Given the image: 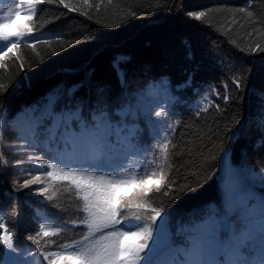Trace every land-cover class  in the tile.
<instances>
[{"label":"trees","instance_id":"obj_1","mask_svg":"<svg viewBox=\"0 0 264 264\" xmlns=\"http://www.w3.org/2000/svg\"><path fill=\"white\" fill-rule=\"evenodd\" d=\"M6 1L0 0V24L8 17L13 20L11 28L0 31H26L27 25L38 39L21 43L0 59L5 65L0 67V83L7 86L0 94V135L27 119L36 123L48 112V99L59 104L53 112L57 122L50 128L55 133L64 116L78 129L80 120L87 121L88 108L97 113L90 103L116 92L120 84H138L141 79L144 86L145 80L163 85L166 92L174 88L175 93H167L173 105L159 135L171 125L172 180L192 184L195 191L176 200L153 191L148 203L165 210L204 208L213 225L225 229V206L235 193L243 215L257 202L264 218V182L259 178L264 172V121L255 120L264 104V51L247 50L264 48V0H89L87 5L66 0L77 9L74 12L59 0L51 4L43 0L35 14L27 0H13V13L7 15ZM201 11L205 16L200 21L188 15ZM30 14L33 18L28 20ZM29 43L35 44V51ZM234 76L243 78L242 89L235 88ZM225 95L230 99L225 101ZM132 144L135 147L124 146L119 155L123 163L111 170L113 176L128 178L145 169L149 156L141 159L140 143L133 139ZM48 145L54 146L51 154L52 149L37 148L45 159L53 162V156H62L55 144ZM60 191L57 207L42 206L5 178L0 162V222L14 234L18 248L33 252V264L41 258L27 237L39 231L40 222L62 228L56 236L38 237L42 250L79 241L86 231L72 226L71 221L80 217L68 205L69 194ZM247 216L255 217V211ZM24 259L0 245V264H22Z\"/></svg>","mask_w":264,"mask_h":264},{"label":"snow or ice","instance_id":"obj_2","mask_svg":"<svg viewBox=\"0 0 264 264\" xmlns=\"http://www.w3.org/2000/svg\"><path fill=\"white\" fill-rule=\"evenodd\" d=\"M42 2L43 0H27L33 14L36 12V6ZM47 2L51 4L53 0H47ZM83 3L87 5L89 0H83ZM59 4L69 11H77L66 0H59ZM12 11V7H9L8 13H12ZM239 11L245 12L246 9L241 8ZM15 14L20 15L19 12ZM130 14L132 16L137 15L135 11ZM248 14L252 15L251 12ZM188 15L200 21L205 16V12L189 13ZM32 18V14L27 17L28 20ZM7 26L6 23L0 24V29L7 28ZM24 28L26 31L20 30L11 33L0 31V43L3 44L0 47V59L7 56L13 49L20 47L21 43L38 39L32 35L33 29L31 27L25 25ZM28 46L35 51L34 43H29ZM247 50L249 52L264 51V48L257 45ZM17 59L20 57L18 56ZM32 66L29 65V67ZM0 67H5V65L0 64ZM114 67L118 68L119 65L115 64ZM21 71H24L23 62L21 63ZM232 83L237 90L244 87L241 76H234ZM225 89L227 91V86ZM6 91L7 86L0 83V94ZM215 94L219 95V92ZM223 98L225 101L230 99L227 95ZM166 99L171 100L170 97H166ZM157 107L159 108L158 111H148L145 115L149 118L153 115L156 118L168 115L165 107L159 103H157ZM203 110L206 111L207 109L204 108ZM46 119L51 120L52 117H41L36 123L32 121L22 122L18 128L12 129L16 132V139L19 141V147L22 150L29 147L36 149L40 146V129ZM78 123V129L74 128L71 122L64 121H61L57 126L55 133L51 132V125L48 129H44L48 132V137L43 142L46 150H51L47 147L49 143L55 144L57 146L56 151L64 153L63 157L53 156V162H49L48 159L33 152L28 155L27 161L18 160L15 162L17 165L38 163L40 166L39 174L30 175V178L24 179L22 184H18L19 188H29L35 184L48 185V178H51V181H71L81 202L77 209V215L82 213V218L71 221L73 227L83 226L86 228L79 241L74 240L71 243L61 244L56 251H43L40 248L38 237L56 236L62 231L61 227L46 222H40L39 231L35 235L27 237L32 245H36V250L42 257L37 264H44L45 261L47 264H57V260L73 261V264H160L153 257L163 236L166 223L165 209L162 207L149 210L144 204H133L131 197L119 196V192L124 188H137L141 193L147 194L151 192V187L145 189L144 186L154 185L156 190L164 196L176 200L186 192L195 191V186L192 184L179 185L176 181L169 180L162 171L157 175L158 166L152 165H149L152 167L151 173L144 170L142 173L128 178L113 176L111 169L101 167L99 162L122 145L129 148L135 147L132 144L131 133L122 137L118 129L115 132L117 139L113 141L111 138L114 134L113 129L104 115H99V117L94 115L90 122L80 120ZM170 129L171 125H168L161 142L154 146V150H160L165 159L170 143ZM156 135L159 136L158 131ZM85 160L91 162L81 163ZM41 175L44 179H41ZM259 178L264 182V172L260 173ZM13 183L17 182L14 181ZM38 192L41 197H45L49 201L53 200L56 195L55 191L48 194L49 187L47 186L38 189ZM232 199H236L235 193ZM133 208L136 211H133ZM148 211L152 213L150 217L147 214ZM238 212L240 213L239 209ZM2 219L3 217L0 215V220ZM0 230H2L0 231V245H4L11 252L21 257H25L22 264H33L35 260L33 252L30 249L22 250L16 246L13 239L14 234L5 223L0 222ZM231 235L232 242L225 247V242L220 238L215 226L210 225L203 232L198 231L190 234L184 250L180 252L177 259L169 262V264H264V226L261 228L259 259L256 261H249L245 258L251 255L249 249L252 247L255 238L254 227L241 218V223L234 226ZM130 240L134 243H128ZM213 249H215L217 258H211ZM230 254L237 256V259H228ZM28 257L32 259L29 260Z\"/></svg>","mask_w":264,"mask_h":264},{"label":"rangeland","instance_id":"obj_3","mask_svg":"<svg viewBox=\"0 0 264 264\" xmlns=\"http://www.w3.org/2000/svg\"><path fill=\"white\" fill-rule=\"evenodd\" d=\"M9 7H12L13 9L14 7L13 0H7L5 2L6 14H10L8 13ZM3 20L7 21L6 24L8 26L6 30L8 28H11L10 25H11V21L13 20V17L11 19L8 17ZM154 58L158 60V56ZM141 64H142L141 70H143L142 68L144 67V61H142ZM138 69L139 68L137 67V70ZM154 69L157 70L155 67ZM141 70H139L138 72L141 73ZM138 80H139L138 84L137 82L136 84L132 82L131 83L128 82L125 85L120 84L121 86H119L116 89L117 90L116 92L114 91L113 93L108 94L107 96L106 95L100 96L94 105L90 103V107L94 106V108H98V109H95L97 110V113L93 114L92 112H90V108H88V113L85 117V119H87L86 122H90L92 116L94 115L98 117L99 115H104L107 121L111 124V127L113 129L114 134L111 137L113 141L117 139L115 132L118 129L120 130L122 137L128 136L129 133H131V140L135 139L136 142L140 143L141 159H142V155L149 156V160L144 170H147L149 173H151L152 167L149 165L158 166L157 175H159L162 171L163 174H165L169 178V180H172L174 174L173 164H172L173 163L172 147L174 144V139L172 135L171 137H169L170 143L168 144L167 158L165 159L163 153L160 152V150H154L155 144L161 142L163 137L160 136L163 131V129H161L162 128L161 124L163 123L162 121L163 117L156 118L153 115L152 117L149 118L145 115V113L148 111H152V112L158 111L159 108L157 107V103L165 107L167 109V112L171 110L173 102L171 103L172 100L168 101L166 97H169L167 93L172 94L175 93L176 90L172 88L171 90L166 92L164 91L163 85L162 86L155 85V83H149L144 80L145 82L144 83L145 86H144L142 84L141 79ZM48 106H49L48 112L44 114V117H52V119L51 120L46 119L43 121V125L40 129V140L42 139V141L46 140L47 138V136L44 137V129H46V127L49 126L48 124H50L52 120L53 121L51 127H53L57 122V119L53 117V114L49 115V113L55 112L56 111L55 108H57L59 104H56L51 99H48ZM256 113L258 117H255V120L264 121V104L260 106V111H256L255 114ZM35 114L36 113H33L32 116H35ZM68 117L69 116H66V119L65 116L62 117L63 121L65 120L66 122H71V120L68 119ZM31 118L32 117L30 116V119ZM40 118H37L36 122H39ZM20 125L21 123H16V125H14L12 129L18 128ZM72 126L76 128V125L74 123L72 124ZM157 131L160 134L159 136L156 135ZM42 146L43 148H46L44 143ZM42 146L40 143V147H38L40 148L41 152H42L41 149ZM47 147L49 149H52L50 152L48 151L49 154L53 153L54 146L48 145ZM142 147L143 149L145 148L144 152L142 151ZM123 149L124 146L122 145L119 149L112 152L103 161H100L99 162L100 165L103 163L105 167L111 170H117V167L120 166L121 163H123V160H119V155L123 154ZM33 152L36 155H40L42 156V158H44L37 148L32 149L29 147L27 149L22 150L19 147V141H17L16 139L15 131L5 130L4 132H2V134L0 135V162L3 167L5 178L8 181H11L12 184L16 188H18L24 195L33 198L42 206L45 204H51L57 207L56 202L61 197L60 190L66 191L67 194H69L68 197L72 202V204L69 202L68 205L74 206L73 209H75V212L73 213V215L77 216V209L80 207L81 202L77 197L75 186L68 184L66 181H51V178H48L49 180L48 185L35 184V185H31L29 188L18 187V184H22L24 179L30 178V175L39 174L38 169L40 168V166L38 163L36 164L24 163L20 165H17L15 163L18 160L27 161L28 155ZM61 155H62L61 157H63L64 153L61 152ZM81 162L90 163V161H86V160ZM47 170H51V169H47ZM41 179H44L42 175H41ZM14 181H16L17 183H13ZM46 186L49 187L48 194H51L53 191L56 192L55 197L51 201L39 195L38 189ZM261 186H264V184H262ZM144 187L145 189L151 187V192L147 194H143L137 188H124L120 190L119 196L125 198L131 197L133 204H137V203L144 204L145 207L149 210L151 208L158 209L157 207H154L153 205L148 203L149 200L147 199V196L150 193H152L153 191L154 192L157 191L155 186L145 185ZM133 211H136V209L133 208ZM224 213L226 218L228 219V225L225 229L223 228L221 229L217 228V229L220 238L225 242V247H227V245L232 242L233 238L231 233L233 232L234 226L239 225L241 223V218L245 219L254 227V231H255V238L252 242V247L249 249L251 255L246 256L245 258L248 259L249 261L258 260L260 245H261L262 226L260 227L256 226L255 219L245 218L242 215L241 210L239 213L238 202L236 200H232L230 203H228L225 206ZM147 214L149 217L152 215L151 211H148ZM208 214L209 211L205 210L204 208L190 209V210L187 209L165 210V221H166L165 228L161 242L157 245L156 253L153 259L155 260L159 259L162 264H169V262L177 259L180 252L184 250L187 244V238L190 236V234L197 233L198 231L203 232L208 226L210 225L212 226L211 221L206 219ZM82 215L83 214L81 213L78 215V217L82 218ZM81 237L82 235H80L79 238L81 239ZM128 243H134V241L130 240L128 241ZM61 244H65V243L61 242L59 244H51L48 249H45L43 251L45 252L56 251L58 250L59 245ZM69 251H72V249H69ZM40 258L42 259V257ZM211 258H217L215 249H213ZM228 259H237V256L230 254ZM44 264H47V261H45ZM57 264H73V261L57 260Z\"/></svg>","mask_w":264,"mask_h":264}]
</instances>
